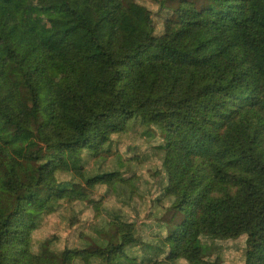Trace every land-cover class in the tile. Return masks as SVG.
<instances>
[{"label":"trees","instance_id":"1","mask_svg":"<svg viewBox=\"0 0 264 264\" xmlns=\"http://www.w3.org/2000/svg\"><path fill=\"white\" fill-rule=\"evenodd\" d=\"M16 1L0 0V264L126 257L132 222L79 240L95 195L140 192L125 173L146 156L119 152L142 126L164 142L147 158L163 170L143 210L168 199L181 216L154 232L167 255L142 264H221L206 240L239 238L241 264H264V0H41L62 16L46 34L14 17ZM50 56L70 86L60 99Z\"/></svg>","mask_w":264,"mask_h":264},{"label":"rangeland","instance_id":"2","mask_svg":"<svg viewBox=\"0 0 264 264\" xmlns=\"http://www.w3.org/2000/svg\"><path fill=\"white\" fill-rule=\"evenodd\" d=\"M48 5L49 4L43 3L41 0H22L21 3H19L18 0L15 2L13 14L17 20L19 19L24 23L29 22L35 25L42 34H46L52 29L60 28L61 25L57 21L62 18L58 8L54 5ZM47 8H49V12L45 14ZM42 17L45 20L51 19L54 21L40 23ZM93 17L97 21L99 33L106 36L109 29L104 22L103 12L99 4L93 7ZM70 40L77 46H85L88 42L85 34L81 30L72 31ZM47 66L50 75L56 82L54 95H56L58 99L63 98L67 89L70 87L64 68L62 64L52 56L48 58ZM143 130H147L149 135L137 139L135 136L130 137V135L124 137L122 139V148L119 152L121 160H128L129 155L134 153L133 150L138 151L137 153L141 155L143 153L146 156V158H143V161L129 165V171L125 173V176H127L131 171H136L135 177L137 178H130L129 189L132 185L139 184L140 192L135 189H131L130 192H123L128 202L133 204L126 203V199L124 198L117 199L115 194H106L110 189L106 190L102 199H98V196L95 195V201L90 202V207L86 209V213L91 215V223L88 224L86 230L83 231L82 235H84V237L79 240L83 246L88 248L92 245L94 240H99L102 234L106 236L108 229L112 232V228L114 229L117 227V223L123 226L122 223L115 222L119 219L134 224L132 232L136 233L137 243L127 247L126 257L111 261L92 259L91 264H142L163 259L168 253V248L160 234L154 232L160 231L162 234L165 230V234L169 233L172 224L180 220L181 216H179V214L171 218L172 210H169L168 199L162 200L161 207L157 206L156 210H154V207L143 210V206L151 193V190L148 188L156 183L155 180L157 179V175H153L154 178H152L149 176V173L163 170V168H160L159 162H155L153 166L149 165V159L147 158H153V155L156 154L154 151L155 148H159V146L164 143L160 138L161 131L149 126L138 128L139 133H142ZM124 163L126 162L124 161ZM145 174L146 177L151 178L150 183L146 182ZM243 241L244 238L236 240L208 239L204 243L206 258L214 259L218 257L221 264H241L245 252ZM75 264H80V262L76 260ZM162 264L170 263L166 262ZM171 264L183 263L178 261L177 263Z\"/></svg>","mask_w":264,"mask_h":264}]
</instances>
